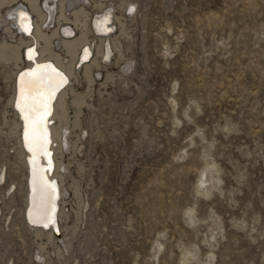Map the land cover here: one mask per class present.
<instances>
[{
	"label": "rangeland",
	"instance_id": "1",
	"mask_svg": "<svg viewBox=\"0 0 264 264\" xmlns=\"http://www.w3.org/2000/svg\"><path fill=\"white\" fill-rule=\"evenodd\" d=\"M120 1L102 0L121 18L113 60L93 53L69 84L86 103L77 145L56 154L71 163L47 264H264V0ZM6 27L0 50L19 42ZM15 68L0 58V264H41L48 240L25 219L27 169L5 122Z\"/></svg>",
	"mask_w": 264,
	"mask_h": 264
},
{
	"label": "bare ground",
	"instance_id": "2",
	"mask_svg": "<svg viewBox=\"0 0 264 264\" xmlns=\"http://www.w3.org/2000/svg\"><path fill=\"white\" fill-rule=\"evenodd\" d=\"M18 1L19 0H0V13L3 9L2 7L6 5L9 6V10L6 14L3 16L0 14V27L7 25L6 32L12 37H19V42H16L17 44L15 45H10L6 41L1 43L0 58L11 60L15 63V79H18L13 95L8 100L9 105L14 106L16 109L14 111L15 116L10 119L6 117L5 122L9 124V134L11 136H17V141L15 143L17 146V153L22 158L27 169L26 176L28 192L26 195V207L24 209L25 219L27 223L30 224V227L35 232L37 237L43 238V236H46L48 240L46 242H40L39 249L37 251V258L39 259L38 262L41 264H47L48 261L45 259V255L42 253V250L44 251L47 244L53 242L58 235L57 233H59V218H62L65 214V211H63L61 207L64 204V195L68 194V188L64 187L65 174L69 170V165L71 163H63L60 158H57L56 154H61L63 149H70L71 147H75L77 145V140H73L71 138V128L73 126H79L80 124L82 106L86 103L85 93L76 92L74 88H70V83L66 84V82L55 93V98L51 101V111L50 115L47 117L46 124L51 141L47 146V150L50 155L46 156L41 154L36 157V163L38 166L37 182H40L41 170H45L43 171V180L45 182H55L57 195L59 196L56 199V206L58 207V212L60 213L55 211L56 223L54 225L49 223L47 227L41 226L38 224L44 223H32L28 217V213L33 206V154L28 150V146L24 140L23 115L21 114L20 109L16 107V102L19 99L18 76L20 75V72L33 68L36 63L51 64L55 69L67 76L69 81H71L72 76L76 75V70L79 69L83 61L86 62V60L90 58L91 53L100 54L101 59L106 62L113 60L117 40L116 37L112 36V34L116 31L115 28L117 27V20L121 23V18L113 13L114 8L104 7L102 0H98V2H96L100 9L102 8L101 11H98L97 15L93 19L91 18L90 22L88 19L89 4L91 3V0H44V2L41 0H24V2L16 4L15 2ZM125 3L126 0H123L119 4L124 5ZM135 9V6H129L128 12L130 15L135 12ZM21 11L26 12L30 17L29 31H23L19 26L18 17ZM52 24H54L55 28L52 32H49ZM123 25L125 26V23ZM77 29L80 30L77 31ZM91 33L100 38L99 43H94L93 39L91 40ZM30 48L33 49V59H29L28 56V50ZM96 57L97 56H95L90 63L83 66V72L89 83L88 86H90L93 82V66H100L98 63L99 60L97 61ZM22 63L23 65H21ZM132 65L133 63L131 60L126 61V68L130 69ZM25 68L26 70L23 71ZM112 76V73H108V78L111 77L112 79ZM70 93H72L73 96L72 98L70 97L71 101L69 102L67 97ZM69 103L74 105L76 108V117H73L74 119H71L70 116ZM49 159L52 161L51 166L48 164ZM79 167L82 170L83 164H79ZM206 170H204L202 174L203 177H207ZM6 176V173H1L0 182H3ZM206 181L207 179L202 178L200 180L201 185L203 183L205 184ZM70 186L73 188L76 198H79L78 205L80 207L82 204L80 199V183L77 179H74V181L70 183ZM12 187L13 185L9 186V191L12 190ZM37 199L39 200V195ZM85 206L86 203L83 208H85ZM57 253H62V245L57 246ZM187 259L188 258L186 257V260Z\"/></svg>",
	"mask_w": 264,
	"mask_h": 264
},
{
	"label": "snow or ice",
	"instance_id": "3",
	"mask_svg": "<svg viewBox=\"0 0 264 264\" xmlns=\"http://www.w3.org/2000/svg\"><path fill=\"white\" fill-rule=\"evenodd\" d=\"M18 20L23 31L30 30V17L26 12L21 11ZM28 56L29 59L34 58L33 49L28 50ZM66 82L67 77L51 64L36 63L35 67L29 68L19 75V99L16 102V107L23 115L24 140L28 150L33 154V206L28 217L32 223L42 222L45 227L49 223H56L57 187L55 182L43 180V171L45 170H41L40 182H37L36 157L41 154L50 155L47 150V146L51 142L46 127L47 117L50 115V105L55 98V93ZM48 164L51 166V159ZM38 195L39 200L37 199Z\"/></svg>",
	"mask_w": 264,
	"mask_h": 264
},
{
	"label": "water",
	"instance_id": "4",
	"mask_svg": "<svg viewBox=\"0 0 264 264\" xmlns=\"http://www.w3.org/2000/svg\"><path fill=\"white\" fill-rule=\"evenodd\" d=\"M33 29V28H32ZM33 48V47H32ZM37 55V54H36ZM35 67V66H34ZM24 70H26V68L25 69H23V71ZM21 73V72H20ZM67 77V76H66ZM18 78H19V76H18ZM67 83L66 84H69V83H71V81H69V79L67 78ZM57 197H59L58 195H57ZM56 212H58V207L56 206ZM38 225H41V226H44V224H38ZM52 225H54V224H52ZM58 231V230H57Z\"/></svg>",
	"mask_w": 264,
	"mask_h": 264
}]
</instances>
